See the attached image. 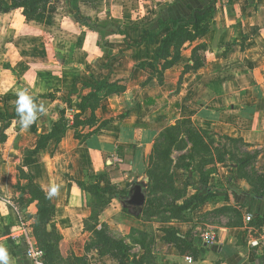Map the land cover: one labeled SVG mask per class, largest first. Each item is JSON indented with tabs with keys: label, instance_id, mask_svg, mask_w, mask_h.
I'll use <instances>...</instances> for the list:
<instances>
[{
	"label": "crops",
	"instance_id": "crops-1",
	"mask_svg": "<svg viewBox=\"0 0 264 264\" xmlns=\"http://www.w3.org/2000/svg\"><path fill=\"white\" fill-rule=\"evenodd\" d=\"M210 1L78 0L77 15L68 8L48 22L58 31L52 35L34 34L21 10L0 14V246L9 264H32L28 244L45 253L34 235L38 201L27 188L33 184L46 197L54 183L61 187L47 198L52 209L45 229L58 237V264H75L78 256L87 264H119L97 250L101 228L129 246L125 264L148 258L154 264H264V249L248 246L250 234L264 229V194H249L240 183L222 193L233 183L208 182L211 199L188 210L191 220L182 223L159 210L165 220L143 222V208L132 216L109 193L95 192L126 193L140 185L158 136L182 120L259 149L264 166V0H217L203 35L157 57L168 23L189 20ZM99 82L109 86L81 111L82 98ZM22 90L48 109L27 130L15 111ZM57 125L62 136L53 135ZM195 186L184 200L207 193ZM100 199L106 205L93 210ZM223 208L234 211L230 221L217 213ZM165 230L186 243L182 253L165 240ZM209 233L214 242L204 240Z\"/></svg>",
	"mask_w": 264,
	"mask_h": 264
},
{
	"label": "rangeland",
	"instance_id": "rangeland-1",
	"mask_svg": "<svg viewBox=\"0 0 264 264\" xmlns=\"http://www.w3.org/2000/svg\"><path fill=\"white\" fill-rule=\"evenodd\" d=\"M50 2L51 4L46 10L41 11L33 20L28 21L24 18L28 22L27 25L32 26L30 28L36 35L39 33L52 35L54 32H58L53 25L48 26V22L52 21V18L66 15L68 8L74 12L72 8L77 7L78 4V0H73V2L50 0ZM17 18H20L18 13ZM163 131L156 142L154 152L148 159L145 179L140 183L145 194V202H148V207L153 210L141 218L143 222H150L151 219L152 221L163 220L166 216L165 213H155L154 211L169 209L173 204L182 205L184 197L188 194V187H196V182L203 186L210 181L213 183L220 180L224 183L230 181L233 184L227 186L222 193H225L227 189L236 191L235 186L240 183L249 194H264V178H259L264 176V166L258 159L259 149L248 148L242 142L227 140L211 132L198 131L194 125L189 123L179 124L175 130ZM205 188L207 189V187ZM131 193L132 188L126 193H119V195L117 192H113V197L119 201L121 208H124L122 202ZM105 205L103 199H100L93 210L100 211ZM139 210L141 209L128 207L125 213L129 211L132 216H135L139 214ZM231 213L234 215L232 210L221 214L230 221ZM176 215L174 220L178 222L191 220L189 216H186V213ZM168 216L173 219L170 213ZM220 216L208 219L220 220ZM93 230L92 221L89 225L87 224L86 231L90 233ZM106 236L115 243L120 238L117 233L107 232ZM146 237H142V243L145 244L146 249H149L150 244ZM180 246L183 245L180 244ZM112 248L114 254L119 253L116 244ZM75 258L78 260L75 262L76 264H87L85 256ZM147 260V264H154L149 258Z\"/></svg>",
	"mask_w": 264,
	"mask_h": 264
},
{
	"label": "trees",
	"instance_id": "trees-1",
	"mask_svg": "<svg viewBox=\"0 0 264 264\" xmlns=\"http://www.w3.org/2000/svg\"><path fill=\"white\" fill-rule=\"evenodd\" d=\"M69 1L73 2V0H69ZM216 1L217 0H211L202 8L193 10L190 14L189 20H177L176 22L170 21L168 23L170 30L162 39L161 45L159 46L157 51V57L159 58V57L168 56L169 49L172 45L174 46L175 49H178L184 41L187 40L191 41L194 38L203 35L207 31L208 21L211 17L212 9ZM50 4H51L50 0H0V14H7L15 10H21L22 16L26 20L31 21L39 13H41V11L44 12V10H46V8ZM72 10L75 12L74 15H77L78 8L74 7L72 8ZM163 27H164L163 24L160 23V29H163ZM107 86H109L107 82L97 83L96 87L93 88L94 92L90 94L88 97L82 98L83 102L82 105L79 106V109L83 111V106L85 107V102H87L89 99H93L94 102H96L97 92L100 91L101 88ZM187 123L192 124L188 120H182L179 121L175 126L167 128L164 131L175 130L176 127L179 126V124H187ZM63 133H64L63 129H61L58 125L54 128L53 135L62 136ZM160 135L158 136V138L160 137ZM187 136H188V132H187ZM225 139L242 142L241 140H235L231 138H225ZM246 147L248 146L246 145ZM155 148H156V143L154 145L152 153L154 152ZM259 178H264V176ZM207 184L208 183L203 185V187H207V193L205 195L203 196L193 195L191 198H187L185 200L183 199L184 202L182 203V205L178 206L176 204H173L169 209L166 210L163 209V211L170 213L173 219L176 218L177 216L176 214L179 215L180 213H184V214L186 213V216H188L187 214L188 210L193 211L194 209H196L197 207H199L200 205L204 204L206 201L211 199L212 190L207 186ZM27 190L31 195L32 199L38 201V213L35 219L34 235L36 237L38 245L42 247V249L45 251L46 264H56V263L58 264L59 262L61 263L63 260L60 259L59 252L56 248L58 237L56 236L55 233L51 231L48 232L45 229L46 228L45 226L48 223L52 209L49 200L43 195L40 189L33 184H29ZM95 192L99 197H104L106 193H109L110 197H113L114 196L113 192L116 191H106L98 187H95ZM117 193L119 195V193H123V192H117ZM122 203L124 204V201ZM127 209L128 207L125 206L123 208V211L127 212ZM143 210L145 214H149L151 213V211H153L151 208L148 207V202L145 203ZM228 211H231V209L223 208L218 210L217 213L228 212ZM164 232H165V240L169 242H173L174 245L177 246L178 250L182 253L183 250L180 244L183 245V247H186V243L175 235L176 233L174 232V230L173 231L165 230ZM106 234L107 231L104 228H101L99 231H95V236H96L95 246L97 250L100 252V254L110 255L119 264H125L123 260L125 259L126 254L130 249L129 246L126 245L122 240H118V242L116 243L112 242V239L107 237ZM115 244L118 247V251H119L118 254H114L112 252L113 249L112 246H114ZM72 260L74 261V263L78 261L75 257H73ZM70 262L72 261L68 260V262L66 263H70Z\"/></svg>",
	"mask_w": 264,
	"mask_h": 264
},
{
	"label": "clouds",
	"instance_id": "clouds-1",
	"mask_svg": "<svg viewBox=\"0 0 264 264\" xmlns=\"http://www.w3.org/2000/svg\"><path fill=\"white\" fill-rule=\"evenodd\" d=\"M15 111L19 125L27 130L36 123L40 116L47 112L48 109L43 104L38 105L32 95L26 90H22L17 93ZM60 187L59 184L55 183L50 185L46 192V198L52 199L58 196ZM9 262L10 257L8 250L4 246H0V264H9ZM37 264H39V261H37Z\"/></svg>",
	"mask_w": 264,
	"mask_h": 264
},
{
	"label": "built area",
	"instance_id": "built-area-1",
	"mask_svg": "<svg viewBox=\"0 0 264 264\" xmlns=\"http://www.w3.org/2000/svg\"><path fill=\"white\" fill-rule=\"evenodd\" d=\"M245 220L249 222L251 220L250 215H246ZM216 239L215 234L209 233L204 237V240L206 242H214ZM248 246L250 249H264V229L251 233L250 234V239L248 241ZM25 257L32 263V264H37V261H39V264H46V255L45 253L32 246L31 244H28L26 246L25 250ZM189 263H192L191 259H187Z\"/></svg>",
	"mask_w": 264,
	"mask_h": 264
},
{
	"label": "water",
	"instance_id": "water-1",
	"mask_svg": "<svg viewBox=\"0 0 264 264\" xmlns=\"http://www.w3.org/2000/svg\"><path fill=\"white\" fill-rule=\"evenodd\" d=\"M145 204V194L141 185H135L132 188L131 195L124 201V205L127 207H133L136 209L143 208Z\"/></svg>",
	"mask_w": 264,
	"mask_h": 264
}]
</instances>
